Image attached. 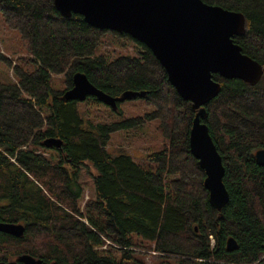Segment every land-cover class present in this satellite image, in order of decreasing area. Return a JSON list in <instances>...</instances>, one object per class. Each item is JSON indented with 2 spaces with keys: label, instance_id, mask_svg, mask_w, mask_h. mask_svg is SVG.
Returning <instances> with one entry per match:
<instances>
[{
  "label": "trees",
  "instance_id": "16d2710c",
  "mask_svg": "<svg viewBox=\"0 0 264 264\" xmlns=\"http://www.w3.org/2000/svg\"><path fill=\"white\" fill-rule=\"evenodd\" d=\"M202 1L244 15L246 33L233 41L264 72V0ZM0 15L28 54L12 68L16 82L0 83V222L24 226L20 238L0 232L1 262L27 254L42 264H141L133 258L138 252L175 264H264V167L254 159L264 149L263 83L213 77L221 91L202 121L222 158L229 194L218 212L189 149L196 111L147 47L91 27L80 15L63 18L54 0H0ZM108 37L132 42L135 53L102 52ZM0 60L11 66L1 54ZM76 73L111 97L145 92L152 110L110 124L87 120L83 102L62 99ZM61 75L63 91L51 85ZM111 112L123 115L120 104ZM147 122L157 123L164 141L146 155L153 167L107 151L113 133ZM48 138L61 147L46 148ZM87 163L97 174L94 194L83 202ZM229 238L235 251L226 250Z\"/></svg>",
  "mask_w": 264,
  "mask_h": 264
},
{
  "label": "water",
  "instance_id": "95a60500",
  "mask_svg": "<svg viewBox=\"0 0 264 264\" xmlns=\"http://www.w3.org/2000/svg\"><path fill=\"white\" fill-rule=\"evenodd\" d=\"M54 7L63 18L80 15L89 26L128 35L151 51L180 98L190 102L196 111L189 131V149L204 172L203 186L209 204L220 212L229 200L223 183L224 167L202 120L205 106L221 91L214 75L239 80L251 87L263 83L264 87L262 66L243 54L233 41L246 33L244 15L202 0H54ZM145 96V92L126 91L120 97H111L94 87L84 74L76 73L72 88L64 92L62 99L84 102L92 97L117 111L120 103ZM43 144L46 148H60L62 142L48 138ZM254 159L264 167V149L257 150ZM0 232L20 238L24 226L0 222ZM236 249V241L229 238L226 250ZM0 264H42V260L22 254L16 261H0Z\"/></svg>",
  "mask_w": 264,
  "mask_h": 264
},
{
  "label": "rangeland",
  "instance_id": "374dc122",
  "mask_svg": "<svg viewBox=\"0 0 264 264\" xmlns=\"http://www.w3.org/2000/svg\"><path fill=\"white\" fill-rule=\"evenodd\" d=\"M101 51H107L112 53V55H115V53L133 55L135 53V46L130 41L108 37L103 40ZM0 54L7 57L11 62V66H9L5 64L4 61L0 60V83H15L16 80L13 76L12 68L15 65L20 64V58H27L28 54L21 46L18 32L16 30L9 29L3 22L1 15ZM28 67L29 66H26L25 68H27V70L32 69H29ZM51 85L54 89L63 91L65 89L64 77L62 75L53 76ZM120 109L123 115L116 116L111 112L109 107H106L101 103H79V111L85 119L101 124H110L127 118L143 116L145 113L152 110V106L142 99H136L120 103ZM156 126V122H147L137 129L122 130L113 133L108 145L106 146L107 151L113 156L121 153L128 154L137 163L143 165L144 167H153V164L146 161V155L151 152L159 151L164 143L162 137L156 131ZM43 154L46 156L48 155V153ZM87 165V169L91 174L83 172L80 178L84 188L83 202L92 198L94 194L93 176L97 174L91 164L87 163ZM83 204L84 203H82V205ZM133 258L141 264H175L173 261L168 259H154V255L152 253L142 254L134 252ZM16 259L17 258H12L9 261H16Z\"/></svg>",
  "mask_w": 264,
  "mask_h": 264
}]
</instances>
